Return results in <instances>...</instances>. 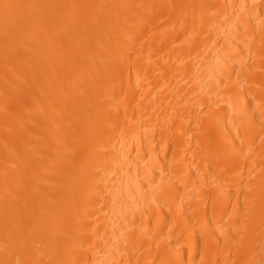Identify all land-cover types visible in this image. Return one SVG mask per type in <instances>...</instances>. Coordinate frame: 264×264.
Listing matches in <instances>:
<instances>
[{
  "label": "bare ground",
  "instance_id": "1",
  "mask_svg": "<svg viewBox=\"0 0 264 264\" xmlns=\"http://www.w3.org/2000/svg\"><path fill=\"white\" fill-rule=\"evenodd\" d=\"M0 264H264V0H0Z\"/></svg>",
  "mask_w": 264,
  "mask_h": 264
}]
</instances>
